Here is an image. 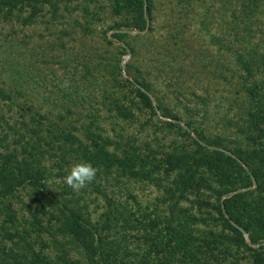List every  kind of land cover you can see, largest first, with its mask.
<instances>
[{
  "label": "trees",
  "instance_id": "obj_1",
  "mask_svg": "<svg viewBox=\"0 0 264 264\" xmlns=\"http://www.w3.org/2000/svg\"><path fill=\"white\" fill-rule=\"evenodd\" d=\"M31 1L38 0H0V20ZM121 1L135 16L133 27L144 30L151 0ZM236 1L234 11H221L225 28L210 39L241 71L235 84L248 108L237 116H245L237 136L228 140L202 124H178L189 142L165 153L162 168L159 144L147 142L145 153L136 154L90 124L78 129L48 120L43 129L32 119L22 123L29 139L18 133L10 142L6 135L1 146L0 207L10 208L4 201L29 187L44 219L32 211L21 228L7 219L9 243L0 241V264H264V0ZM137 94L157 117H177L161 103L154 107L146 91ZM117 108L124 117L126 109ZM77 162L96 169L78 191L65 182ZM148 165L163 170L152 174ZM120 178L150 181L159 194L142 205L126 188L121 201L114 192ZM87 195L104 200L97 220Z\"/></svg>",
  "mask_w": 264,
  "mask_h": 264
},
{
  "label": "rangeland",
  "instance_id": "obj_2",
  "mask_svg": "<svg viewBox=\"0 0 264 264\" xmlns=\"http://www.w3.org/2000/svg\"><path fill=\"white\" fill-rule=\"evenodd\" d=\"M151 3L142 31L133 27L135 16L121 0L31 1L17 4L6 20L1 19L0 151L6 135L10 142L18 133L29 139L22 123L30 119L43 129L48 120L78 129L90 124L95 133L136 154L145 153L147 142L161 145L155 155L162 168L165 153L189 142L178 124H202L209 134L228 140L237 136L245 118L237 116L248 108L235 84L241 71L234 58L223 55L210 39L225 28L221 11H234L237 1ZM138 89L147 92L154 107L161 103L177 117L164 120L158 112L143 108ZM117 105L126 109L124 117L118 116ZM158 169L163 170L147 166L152 174ZM126 188L142 205L152 204L159 194L150 181L120 178L114 192L121 201L126 199ZM33 194L26 187L4 201L6 206L11 202L10 208L0 207L4 244L9 243L8 218L15 228L32 220V211L44 219L32 202ZM86 203L97 220L104 200L87 195ZM39 245L37 241V249Z\"/></svg>",
  "mask_w": 264,
  "mask_h": 264
},
{
  "label": "clouds",
  "instance_id": "obj_3",
  "mask_svg": "<svg viewBox=\"0 0 264 264\" xmlns=\"http://www.w3.org/2000/svg\"><path fill=\"white\" fill-rule=\"evenodd\" d=\"M96 169L88 162H77L73 164L66 175L65 182L74 190L84 188L93 181Z\"/></svg>",
  "mask_w": 264,
  "mask_h": 264
}]
</instances>
